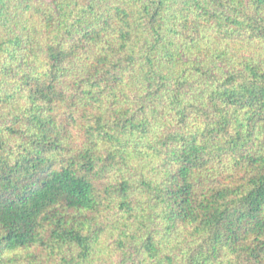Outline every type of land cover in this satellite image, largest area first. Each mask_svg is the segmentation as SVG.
<instances>
[{"label": "trees", "instance_id": "trees-1", "mask_svg": "<svg viewBox=\"0 0 264 264\" xmlns=\"http://www.w3.org/2000/svg\"><path fill=\"white\" fill-rule=\"evenodd\" d=\"M264 264V0H0V264Z\"/></svg>", "mask_w": 264, "mask_h": 264}, {"label": "rangeland", "instance_id": "rangeland-1", "mask_svg": "<svg viewBox=\"0 0 264 264\" xmlns=\"http://www.w3.org/2000/svg\"><path fill=\"white\" fill-rule=\"evenodd\" d=\"M103 264H139L137 249L130 248L124 255H115L104 260Z\"/></svg>", "mask_w": 264, "mask_h": 264}]
</instances>
